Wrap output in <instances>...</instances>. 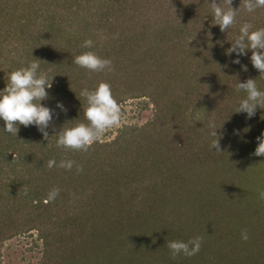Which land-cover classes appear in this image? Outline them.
Masks as SVG:
<instances>
[{"label":"trees","instance_id":"obj_1","mask_svg":"<svg viewBox=\"0 0 264 264\" xmlns=\"http://www.w3.org/2000/svg\"><path fill=\"white\" fill-rule=\"evenodd\" d=\"M210 3L0 0V91L9 73L37 59L39 72L53 77L41 104L54 113L48 140L35 125H19L15 137L0 120V264L5 242L32 232L40 253L34 264H264V211L249 219L264 202L253 195L235 205L229 198L246 177L264 190V158L253 155L258 145L249 147L245 135L251 123L264 129V106L251 118L236 112L247 96L237 83L253 79L262 91L264 77L251 50L225 54L243 24L264 28V8L249 13L241 6L221 32ZM240 5L233 0L231 7ZM88 39L93 47L82 48ZM86 51L110 59L113 71L75 65ZM101 82L119 105L147 99L152 117L87 152L57 147L63 127L88 123L80 92ZM216 139L220 152L211 147ZM52 159L75 163L49 169ZM53 188L59 195L46 203ZM239 222H246L247 241L236 239ZM198 236V254L171 257L167 242Z\"/></svg>","mask_w":264,"mask_h":264},{"label":"clouds","instance_id":"obj_2","mask_svg":"<svg viewBox=\"0 0 264 264\" xmlns=\"http://www.w3.org/2000/svg\"><path fill=\"white\" fill-rule=\"evenodd\" d=\"M233 0H211L210 8L214 14V24L218 25L221 32L227 31L236 22V16L241 10V6L249 13L254 12L257 8H264V0H241L238 10H234ZM252 25L243 24L239 29L238 38L232 43V46L225 53L230 55L236 53L237 56L246 55L251 50V63L253 67L264 77V28L250 31ZM82 48H92L93 41L85 40L81 45ZM40 62L37 59L32 60L29 66L22 67L8 74V82L3 91H0V120L4 122V131L13 136H17L19 125L28 127L35 125L42 133L45 140H48L46 129L53 118V110L42 106L41 101L48 99L46 89L52 87V79L49 81L46 74L39 72ZM73 63L80 68L90 72L113 71L112 61L99 57L95 52L86 51L75 56ZM240 64V60L233 61ZM247 71L246 66H242ZM237 90L244 91L247 96L243 99L236 112L247 113L248 118L255 115L256 108L264 106V91L257 87L256 80L248 79L244 83H237ZM80 96L86 100V106L83 108V115L88 123H77L73 127H63L57 134V147L71 151L87 152L88 148L96 142L109 129L119 126L122 119V111L119 103L114 98L111 85L105 82L98 84L94 91L84 88ZM62 111L63 105L57 104ZM214 127V125L212 126ZM212 135L217 137L216 131ZM258 147L253 155L264 156V133L258 137ZM212 149L219 151V139L213 140ZM75 162L62 160L57 165L54 159L49 160L47 167L52 169L54 166L71 170ZM82 167H77V173L81 172ZM59 189L53 188L48 193L46 203L54 201L59 195ZM259 199L264 200V190L259 191ZM241 238L244 241L249 239L247 230L242 231ZM202 237H195L187 242L173 240L167 242V248L171 257L175 259L183 254L185 257H192L199 253L202 246Z\"/></svg>","mask_w":264,"mask_h":264},{"label":"rangeland","instance_id":"obj_3","mask_svg":"<svg viewBox=\"0 0 264 264\" xmlns=\"http://www.w3.org/2000/svg\"><path fill=\"white\" fill-rule=\"evenodd\" d=\"M262 91H264V87H262ZM120 107L122 111V119L119 126L107 130L100 137L101 141L112 140L113 138H115L118 129L122 128L125 125L142 126L153 115L152 106L148 104L147 99L145 98L128 100L125 103L121 104ZM256 126L257 125L251 123L249 125H246L245 127V135L248 141L247 143L249 147L254 146L253 148L257 147L259 143L257 140V137H259V132L260 137H262V133H264V129H262L261 126L258 128H256ZM261 157L264 158V156ZM262 170L264 171V166ZM255 179L256 178L246 177V182H243L244 186H242L239 181H237V185L239 187V194L235 197H229L230 200L235 203V205L239 203L240 199L249 198L253 195L256 197L257 200L259 199V193L256 190L252 189L254 188V184L251 185L252 182L255 181ZM260 185L261 183L259 182L258 186L260 187ZM258 202L262 203L264 202V200L259 199ZM180 208L181 207L179 206L175 209H178L177 211H179ZM255 208L256 211H253L251 209L252 212L250 211L249 219L256 218L257 213L263 214L260 211H264V204L260 207L256 206ZM246 222L244 224H246ZM244 224H242L241 222L238 223V227L240 228L239 230L241 232L238 233L236 239H240L242 231L248 229L246 226H244ZM36 237V233L32 232L31 236L25 235L6 241L2 250V264H34L36 260H38V258L40 257V253L38 252V250L36 248H33V243L36 240ZM37 244L39 246L41 245L40 242H37Z\"/></svg>","mask_w":264,"mask_h":264}]
</instances>
